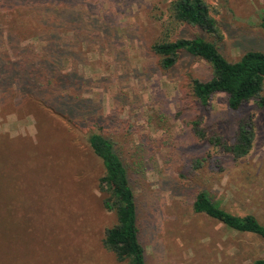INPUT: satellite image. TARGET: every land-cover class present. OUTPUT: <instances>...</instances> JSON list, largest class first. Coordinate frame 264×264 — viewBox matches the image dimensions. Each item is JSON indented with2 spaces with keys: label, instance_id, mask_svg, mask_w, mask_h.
<instances>
[{
  "label": "rangeland",
  "instance_id": "1",
  "mask_svg": "<svg viewBox=\"0 0 264 264\" xmlns=\"http://www.w3.org/2000/svg\"><path fill=\"white\" fill-rule=\"evenodd\" d=\"M168 1L0 0V264H122L101 244L115 215L101 204L103 167L88 145L91 132L110 137L125 164L144 264L264 257L260 237L191 205L202 188L221 208L264 226V107L250 100L231 110L223 93L202 106L190 80L208 76L203 60L180 54L161 70L150 44ZM204 1L217 10L216 45L227 60L264 51V0ZM195 32L182 26L173 34ZM32 61L62 82L33 87L22 78ZM198 116L226 142L250 118V151L235 158L196 138Z\"/></svg>",
  "mask_w": 264,
  "mask_h": 264
},
{
  "label": "trees",
  "instance_id": "2",
  "mask_svg": "<svg viewBox=\"0 0 264 264\" xmlns=\"http://www.w3.org/2000/svg\"><path fill=\"white\" fill-rule=\"evenodd\" d=\"M216 13L217 10L204 0H169L161 34L150 44L158 66L164 72L168 71L176 64L180 54L203 60L209 67L208 76L190 80L192 95L202 106H206L214 94L223 93L231 110H237L250 100H254L258 107H264V51L247 50L236 60H227L216 45L222 38L214 17ZM258 25L264 31V13L260 15ZM182 26L196 32L187 36L173 34ZM32 63V67L25 69L27 62L21 61L20 67H25L23 79L34 80L33 87L38 89L50 84L55 89L62 82L61 76H48L51 72L45 74L47 68L41 62ZM200 122V116L192 121L191 131L196 138L206 139L235 158L243 157L250 151L254 138L250 118L239 120L232 142H226L216 133H207ZM87 142L103 167L97 180V188L104 194L102 207L115 215L114 223L103 230L101 244L122 264H144V249L136 225L134 193L122 157L108 136L91 132ZM193 164L198 165L199 161H193ZM191 205L194 212L214 218L232 230L257 235L264 242V226L254 215L246 213L238 216L228 212L204 189L196 188ZM253 264H264V257L255 259Z\"/></svg>",
  "mask_w": 264,
  "mask_h": 264
}]
</instances>
